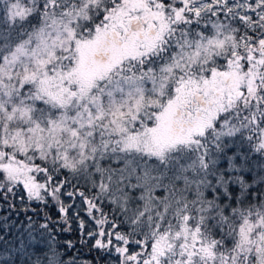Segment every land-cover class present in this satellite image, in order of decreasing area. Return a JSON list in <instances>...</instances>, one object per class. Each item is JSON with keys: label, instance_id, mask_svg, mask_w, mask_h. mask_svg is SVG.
<instances>
[{"label": "snow or ice", "instance_id": "1", "mask_svg": "<svg viewBox=\"0 0 264 264\" xmlns=\"http://www.w3.org/2000/svg\"><path fill=\"white\" fill-rule=\"evenodd\" d=\"M77 244L264 264V0H0V264Z\"/></svg>", "mask_w": 264, "mask_h": 264}, {"label": "trees", "instance_id": "2", "mask_svg": "<svg viewBox=\"0 0 264 264\" xmlns=\"http://www.w3.org/2000/svg\"><path fill=\"white\" fill-rule=\"evenodd\" d=\"M17 220H24V216L23 214H21L19 217L16 216H12L9 220V225L12 224H16ZM17 227H19V225L17 224ZM64 237H66L67 239H71L73 241V243H77V234L76 233H64L63 234ZM73 254H80L81 255V264H85V261L88 259L89 257V252L87 247H80L79 244H77V251L76 253Z\"/></svg>", "mask_w": 264, "mask_h": 264}]
</instances>
